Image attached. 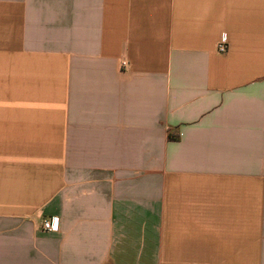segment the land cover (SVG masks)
Wrapping results in <instances>:
<instances>
[{
    "label": "crops",
    "instance_id": "crops-1",
    "mask_svg": "<svg viewBox=\"0 0 264 264\" xmlns=\"http://www.w3.org/2000/svg\"><path fill=\"white\" fill-rule=\"evenodd\" d=\"M0 264H264V0H0Z\"/></svg>",
    "mask_w": 264,
    "mask_h": 264
},
{
    "label": "built area",
    "instance_id": "built-area-1",
    "mask_svg": "<svg viewBox=\"0 0 264 264\" xmlns=\"http://www.w3.org/2000/svg\"><path fill=\"white\" fill-rule=\"evenodd\" d=\"M227 43V38L226 35H223L221 44H220V51H224L225 49V44ZM122 69L126 70L128 68V62L127 61H122L121 62ZM60 228V222L59 219L54 217L50 219L44 220V223L42 225V229L44 231H58Z\"/></svg>",
    "mask_w": 264,
    "mask_h": 264
}]
</instances>
